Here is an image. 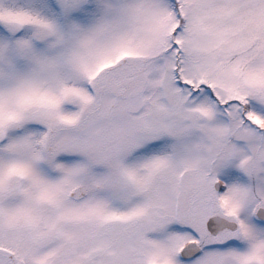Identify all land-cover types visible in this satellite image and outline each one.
<instances>
[{
  "label": "snow or ice",
  "instance_id": "snow-or-ice-1",
  "mask_svg": "<svg viewBox=\"0 0 264 264\" xmlns=\"http://www.w3.org/2000/svg\"><path fill=\"white\" fill-rule=\"evenodd\" d=\"M0 264H264V0H0Z\"/></svg>",
  "mask_w": 264,
  "mask_h": 264
}]
</instances>
